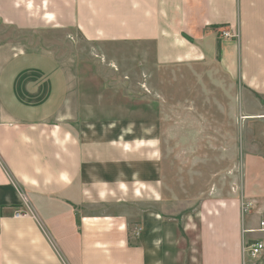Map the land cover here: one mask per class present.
<instances>
[{"label": "crops", "instance_id": "crops-1", "mask_svg": "<svg viewBox=\"0 0 264 264\" xmlns=\"http://www.w3.org/2000/svg\"><path fill=\"white\" fill-rule=\"evenodd\" d=\"M78 40L98 78L60 53ZM171 113L238 115L242 177L264 158V0H0V264H264L245 204L178 209L201 155L167 158Z\"/></svg>", "mask_w": 264, "mask_h": 264}, {"label": "rangeland", "instance_id": "rangeland-1", "mask_svg": "<svg viewBox=\"0 0 264 264\" xmlns=\"http://www.w3.org/2000/svg\"><path fill=\"white\" fill-rule=\"evenodd\" d=\"M70 40V39H68ZM74 50H67L60 52L65 56H68L74 64V73L76 77H82L83 71L87 76L99 75V67L93 62V58L96 59L98 56L88 50L86 46L82 44V41L78 40L75 43ZM82 44V45H79ZM102 62V60H101ZM104 78V76L101 75ZM145 92V90H144ZM175 110L178 108V101L175 100ZM141 111V109H140ZM216 114V111H213ZM155 118L160 117L161 123L170 124V128L166 131L155 132L157 136H162L164 140L171 143L170 147H165V155L171 151L172 156L170 160H174L179 166L178 168L184 167V158L190 160L196 159L190 163L197 164L196 169L200 171V175L196 179H188L186 183L181 186L182 198L187 202L180 205L178 209H181L182 213L186 215L193 214L196 209H199L202 200L211 199L218 204L221 200H235L240 207V213H242V205L245 204L244 213L251 212L256 214V217L261 221H264V158L260 159L255 157L254 159L259 163H251L250 174L247 177H242V162H241V149L238 146V139L241 138L240 132H238L237 125L241 122V117L238 115L232 116L229 114H188L180 115L178 113H171L169 116H154ZM139 118H145V114H140ZM142 121V120H140ZM188 122V124H204L203 129L194 131L188 129L184 131V125L181 123ZM218 123L219 131L211 132L206 128H210V123ZM147 124V123H146ZM145 122H139L138 131L136 132L139 136H147L153 134L150 130L143 129L146 127ZM181 124V125H180ZM207 124V126H205ZM237 127L235 131L232 128ZM129 132V130H128ZM132 130H130V133ZM93 134L92 132H90ZM119 131L107 132V136L118 135ZM123 134L127 133L122 131ZM129 133V134H130ZM135 134V131L133 132ZM211 134H217L219 140L218 146H212L207 141L210 140ZM253 137L251 147V158L257 154L259 150V142L264 139V128L256 129L251 132ZM181 142H186V146H177ZM262 143V142H261ZM236 144L237 146H235ZM264 153V143L260 148ZM217 152V155L215 153ZM165 156V157H166ZM169 159V157L167 156ZM208 169H200V167ZM203 171V172H202ZM213 194V195H210ZM219 209V207H218ZM173 209L172 211H174ZM250 217L249 215H245Z\"/></svg>", "mask_w": 264, "mask_h": 264}, {"label": "built area", "instance_id": "built-area-1", "mask_svg": "<svg viewBox=\"0 0 264 264\" xmlns=\"http://www.w3.org/2000/svg\"><path fill=\"white\" fill-rule=\"evenodd\" d=\"M220 38L223 39H230L232 37H236L235 34H232L231 32L222 29L219 32ZM31 212L29 210H18L14 214V218L21 219V218H29L31 217ZM258 232L264 233V221L259 222V228L257 229ZM264 251V243L258 242V241H250L246 242L243 247V254L245 257H247L251 261L257 260L261 253Z\"/></svg>", "mask_w": 264, "mask_h": 264}]
</instances>
